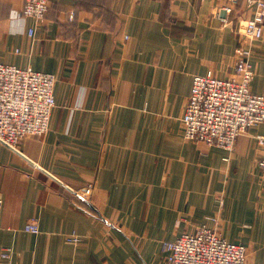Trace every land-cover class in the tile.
I'll use <instances>...</instances> for the list:
<instances>
[{
  "label": "crops",
  "instance_id": "obj_1",
  "mask_svg": "<svg viewBox=\"0 0 264 264\" xmlns=\"http://www.w3.org/2000/svg\"><path fill=\"white\" fill-rule=\"evenodd\" d=\"M24 2L0 0V63L54 74L56 108L45 135L0 143V264H168L163 244L203 226L264 264V125L229 153L181 124L195 76L235 75L244 0H49L39 24ZM252 52L262 95L264 38Z\"/></svg>",
  "mask_w": 264,
  "mask_h": 264
},
{
  "label": "built area",
  "instance_id": "obj_2",
  "mask_svg": "<svg viewBox=\"0 0 264 264\" xmlns=\"http://www.w3.org/2000/svg\"><path fill=\"white\" fill-rule=\"evenodd\" d=\"M239 0L225 7L230 14ZM252 11L245 22L244 37L248 45L236 50L235 75L218 78L212 74L195 76L181 124L184 138L195 143L235 151L240 137L251 129L264 125V94H255L251 88L255 73L251 62L252 45L264 38V0H244ZM49 0H25L17 17L31 18L43 23L49 11ZM28 35L33 37L35 29ZM54 74L0 63V143L17 150L28 137L45 135L50 130L51 118L56 108ZM264 147V136H257ZM227 162L229 160L225 159ZM264 171V157L259 160ZM91 186L76 192L77 198L91 195ZM25 232L38 234L37 224H28ZM68 242H81L76 234ZM163 248L170 254L168 264H246L247 248L231 243L217 230L203 226L195 234H184L175 241L165 242ZM8 259L9 255L2 256Z\"/></svg>",
  "mask_w": 264,
  "mask_h": 264
},
{
  "label": "water",
  "instance_id": "obj_3",
  "mask_svg": "<svg viewBox=\"0 0 264 264\" xmlns=\"http://www.w3.org/2000/svg\"><path fill=\"white\" fill-rule=\"evenodd\" d=\"M13 151L17 152V150L12 149Z\"/></svg>",
  "mask_w": 264,
  "mask_h": 264
},
{
  "label": "rangeland",
  "instance_id": "obj_4",
  "mask_svg": "<svg viewBox=\"0 0 264 264\" xmlns=\"http://www.w3.org/2000/svg\"><path fill=\"white\" fill-rule=\"evenodd\" d=\"M236 7V6H235ZM251 90H252V88H251Z\"/></svg>",
  "mask_w": 264,
  "mask_h": 264
}]
</instances>
